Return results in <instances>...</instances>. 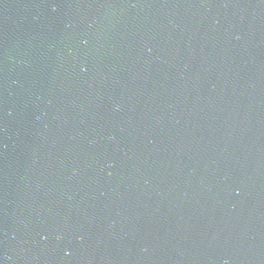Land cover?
<instances>
[{
    "label": "water",
    "instance_id": "water-1",
    "mask_svg": "<svg viewBox=\"0 0 264 264\" xmlns=\"http://www.w3.org/2000/svg\"><path fill=\"white\" fill-rule=\"evenodd\" d=\"M0 264H264V0H0Z\"/></svg>",
    "mask_w": 264,
    "mask_h": 264
}]
</instances>
